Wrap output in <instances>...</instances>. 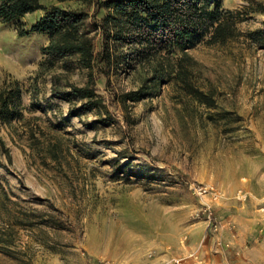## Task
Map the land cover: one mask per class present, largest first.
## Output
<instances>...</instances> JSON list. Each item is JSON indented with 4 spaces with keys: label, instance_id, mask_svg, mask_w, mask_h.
<instances>
[{
    "label": "rangeland",
    "instance_id": "374dc122",
    "mask_svg": "<svg viewBox=\"0 0 264 264\" xmlns=\"http://www.w3.org/2000/svg\"><path fill=\"white\" fill-rule=\"evenodd\" d=\"M221 1L227 10L248 4ZM36 13L23 18L27 26ZM244 18L237 40L197 39L188 49L197 61L192 84L214 106L175 83L123 103L114 92L136 80L113 76L109 85L102 76L108 113L80 114V102L52 95L60 66L38 75L49 37H19L0 22V87L15 80L24 91L23 117L0 130L11 155L0 160V264H146L179 239L190 242L205 217L191 183L228 198L245 190L255 162L264 164V47L245 34L263 28L264 15ZM62 80L84 85L87 71Z\"/></svg>",
    "mask_w": 264,
    "mask_h": 264
},
{
    "label": "trees",
    "instance_id": "16d2710c",
    "mask_svg": "<svg viewBox=\"0 0 264 264\" xmlns=\"http://www.w3.org/2000/svg\"><path fill=\"white\" fill-rule=\"evenodd\" d=\"M39 12L29 26L23 18ZM264 15V2L248 0L239 10H227L221 0H0V22L13 26L19 37H49L43 48L38 75L60 66L52 77V95L80 102L73 110L108 113L97 84L104 76L128 75L136 88L114 92L123 103L153 97L166 83H175L209 107L210 94L192 84L197 63L188 49L197 39L209 46H225L242 32L238 24L250 15ZM251 45L264 47V27L247 32ZM182 53L177 57L176 50ZM76 69L87 71L84 85L63 84L62 76ZM23 87L6 81L0 87V130L23 117ZM9 148L0 134V160Z\"/></svg>",
    "mask_w": 264,
    "mask_h": 264
},
{
    "label": "crops",
    "instance_id": "0c3cea01",
    "mask_svg": "<svg viewBox=\"0 0 264 264\" xmlns=\"http://www.w3.org/2000/svg\"><path fill=\"white\" fill-rule=\"evenodd\" d=\"M263 165L255 162L247 173L249 181L244 187L250 196L247 201L231 197L215 205V215L222 222L217 234L209 231L204 217L190 228V242L179 239L144 263L176 264L170 261L174 258L181 259L178 264H264ZM229 224H233V230L228 228Z\"/></svg>",
    "mask_w": 264,
    "mask_h": 264
},
{
    "label": "built area",
    "instance_id": "2783aa9c",
    "mask_svg": "<svg viewBox=\"0 0 264 264\" xmlns=\"http://www.w3.org/2000/svg\"><path fill=\"white\" fill-rule=\"evenodd\" d=\"M191 190L200 200L202 208L199 210L198 216L201 217L203 214L208 221V229L212 233H218L222 228V222L215 215L214 208L215 205H219L222 202L228 199L227 195L219 188L211 184H200V183H191ZM239 201H247L249 199V193L243 189L239 190L235 196ZM228 228L233 230V224H229ZM150 257H153V254H150ZM181 259H171L170 261L178 264Z\"/></svg>",
    "mask_w": 264,
    "mask_h": 264
}]
</instances>
